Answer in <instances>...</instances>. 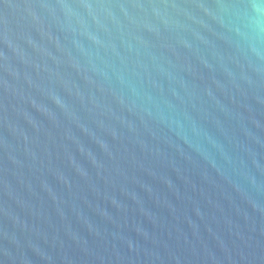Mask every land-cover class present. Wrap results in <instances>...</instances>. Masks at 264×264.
Here are the masks:
<instances>
[{
	"label": "water",
	"instance_id": "obj_1",
	"mask_svg": "<svg viewBox=\"0 0 264 264\" xmlns=\"http://www.w3.org/2000/svg\"><path fill=\"white\" fill-rule=\"evenodd\" d=\"M0 264H264V0H0Z\"/></svg>",
	"mask_w": 264,
	"mask_h": 264
}]
</instances>
